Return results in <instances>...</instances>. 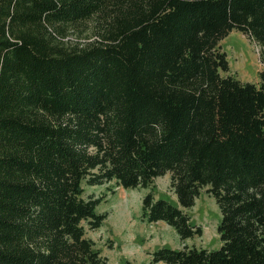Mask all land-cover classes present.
<instances>
[{"label":"trees","instance_id":"1","mask_svg":"<svg viewBox=\"0 0 264 264\" xmlns=\"http://www.w3.org/2000/svg\"><path fill=\"white\" fill-rule=\"evenodd\" d=\"M83 24L95 38L63 40ZM232 30L259 47L256 82L221 74ZM165 173L176 204L148 189ZM109 181L148 189L140 219L180 241L212 197L218 247L150 263L264 264V0H0V264H106L83 186Z\"/></svg>","mask_w":264,"mask_h":264},{"label":"rangeland","instance_id":"2","mask_svg":"<svg viewBox=\"0 0 264 264\" xmlns=\"http://www.w3.org/2000/svg\"><path fill=\"white\" fill-rule=\"evenodd\" d=\"M92 28L88 24L69 28L63 40L85 43L96 37ZM218 44L227 60V71L221 74H230L241 81H257V73L263 64L259 61L256 43L232 30ZM112 186V181L98 186H83L84 195L102 196L95 207V212L106 213L100 226L91 229L84 223L82 225L84 237L92 242L93 249L105 258L106 264H163L149 262V253L159 246L180 248L185 244L211 249L218 247L215 225L219 221V212L212 197L204 189L194 199L193 205L184 209L190 223L202 227L201 235L180 241L173 229L163 222L149 224L140 219L141 197L148 189L155 198H164L176 204L168 188V173L153 178L148 189Z\"/></svg>","mask_w":264,"mask_h":264}]
</instances>
